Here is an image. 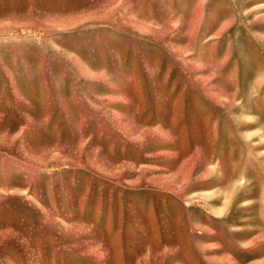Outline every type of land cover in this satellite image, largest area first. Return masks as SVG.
I'll list each match as a JSON object with an SVG mask.
<instances>
[{"label":"rangeland","instance_id":"rangeland-1","mask_svg":"<svg viewBox=\"0 0 264 264\" xmlns=\"http://www.w3.org/2000/svg\"><path fill=\"white\" fill-rule=\"evenodd\" d=\"M0 264H264V0H0Z\"/></svg>","mask_w":264,"mask_h":264}]
</instances>
